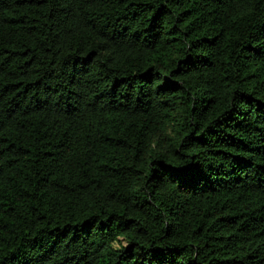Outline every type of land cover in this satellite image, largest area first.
<instances>
[{"label": "trees", "instance_id": "trees-1", "mask_svg": "<svg viewBox=\"0 0 264 264\" xmlns=\"http://www.w3.org/2000/svg\"><path fill=\"white\" fill-rule=\"evenodd\" d=\"M0 264H264V0H0Z\"/></svg>", "mask_w": 264, "mask_h": 264}]
</instances>
